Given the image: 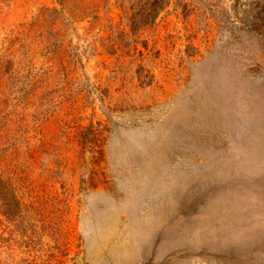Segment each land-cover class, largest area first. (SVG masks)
Wrapping results in <instances>:
<instances>
[{
  "label": "rangeland",
  "instance_id": "1",
  "mask_svg": "<svg viewBox=\"0 0 264 264\" xmlns=\"http://www.w3.org/2000/svg\"><path fill=\"white\" fill-rule=\"evenodd\" d=\"M154 1L0 0V264H264V0Z\"/></svg>",
  "mask_w": 264,
  "mask_h": 264
},
{
  "label": "trees",
  "instance_id": "2",
  "mask_svg": "<svg viewBox=\"0 0 264 264\" xmlns=\"http://www.w3.org/2000/svg\"><path fill=\"white\" fill-rule=\"evenodd\" d=\"M159 1V2H157ZM155 0L151 4V12L152 16L155 15L157 10L168 3L169 0ZM11 202V204L16 208L20 205V201L18 199V194L16 192L14 175L12 172L5 173L0 168V214L3 216H9L13 213V210L9 208V204L7 201ZM2 223V219L0 218V224Z\"/></svg>",
  "mask_w": 264,
  "mask_h": 264
}]
</instances>
